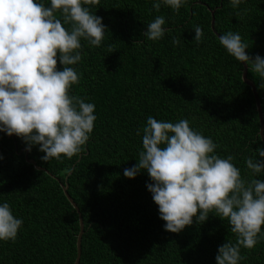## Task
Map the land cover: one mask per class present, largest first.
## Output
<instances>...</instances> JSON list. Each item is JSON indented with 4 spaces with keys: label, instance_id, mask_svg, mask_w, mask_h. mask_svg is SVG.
<instances>
[{
    "label": "trees",
    "instance_id": "trees-1",
    "mask_svg": "<svg viewBox=\"0 0 264 264\" xmlns=\"http://www.w3.org/2000/svg\"><path fill=\"white\" fill-rule=\"evenodd\" d=\"M50 7V0H37ZM160 0H99L85 5L101 17L107 28L98 47L81 39L83 59L74 66L79 83L70 95L95 105L93 132L82 152L42 160L46 155L33 146L27 163L24 140L0 132V205L7 202L13 215L23 220L15 241H0V264H74L79 233L78 214L64 196L60 183L77 205L84 223L79 264H217L218 248L236 242L227 220L210 213L207 221L185 227L180 233L165 231L159 206L147 185V171L135 179L125 169L138 164L143 150L141 131L147 118L178 122L187 119L193 130L218 145L215 155L234 157L242 178L252 177L245 159L264 148L251 88L242 81L241 62L220 45V36L239 33L251 57H264V0H244L238 9L231 0H187L177 14ZM248 13L237 17V11ZM60 18V13L56 14ZM165 17V35L159 41L144 37L147 25ZM204 38L195 42L196 26ZM66 29L70 26L65 25ZM173 37L179 45H173ZM247 77L261 101L264 118V83L248 65ZM58 70L63 65L57 64ZM161 147H165L162 145ZM71 168V174L66 169ZM264 234V228H262ZM239 264H264V238Z\"/></svg>",
    "mask_w": 264,
    "mask_h": 264
},
{
    "label": "clouds",
    "instance_id": "clouds-1",
    "mask_svg": "<svg viewBox=\"0 0 264 264\" xmlns=\"http://www.w3.org/2000/svg\"><path fill=\"white\" fill-rule=\"evenodd\" d=\"M161 2L179 14L187 0H160L153 4L157 12ZM242 2L231 0V6L238 9ZM91 4L99 0H50V7L37 0H0V132L22 138L29 152L38 145L46 154L44 161L79 155L97 119L94 104L70 95L80 80L71 66L83 59L81 39L98 47L107 32L102 18L85 7ZM248 11H237V17L242 19ZM165 23L164 16H157L148 23L144 37L159 41L167 31ZM194 32L199 44L204 38L202 27L196 26ZM218 40L229 55L250 65L264 80V57L249 56V45L238 32L229 31ZM172 43L180 41L173 37ZM141 131L138 164L125 169L124 175L135 179L147 171L153 181L147 188L166 222L165 231L180 233L193 224V217L203 223L214 212L228 221L237 237L235 243L228 240L218 248L217 264L246 260L241 248L252 249L258 237L264 238V180L242 178L234 157L215 155L218 145L193 130L187 119L172 123L149 116L137 135ZM256 155L264 158V148L257 149ZM245 164L252 177L264 173V159L248 157ZM65 171L71 174L72 169ZM22 226L23 220L13 215L9 203L0 205V241H15Z\"/></svg>",
    "mask_w": 264,
    "mask_h": 264
},
{
    "label": "water",
    "instance_id": "water-1",
    "mask_svg": "<svg viewBox=\"0 0 264 264\" xmlns=\"http://www.w3.org/2000/svg\"><path fill=\"white\" fill-rule=\"evenodd\" d=\"M208 10L210 11L211 14V29L213 31V33H215V35L217 36V38L220 36L219 34L216 33L215 31V10H211L210 8H208ZM243 66L242 69V81L243 83H245L247 86H249L251 88L254 100H255V106H256V111L258 113V118H259V124H260V129H259V137L262 140L263 144H264V118H263V113H262V107H261V101L260 98L258 96L257 93V89L254 85V83L248 79L247 77V73H248V66L247 64L241 63ZM22 152H24V158L27 161L28 164L32 165L34 167L35 170L37 171H43L45 173H47L48 175H50L48 173L47 170H45L44 168H41L39 166H37L36 162H34L33 160H29L28 159V150L27 149H23L19 152V154H21ZM53 179L57 180L59 182V180L57 178H55L54 176L50 175ZM60 187L63 190L64 196L66 197V199L68 200V202L71 204V206L75 209V211L78 214V221H79V233L77 235V241H76V259L74 264H79L80 262V257H81V241H82V236L84 233V223L82 220V216L79 212V209L77 207V205L74 203V201L71 199L70 195L67 192V185H63L60 183Z\"/></svg>",
    "mask_w": 264,
    "mask_h": 264
}]
</instances>
